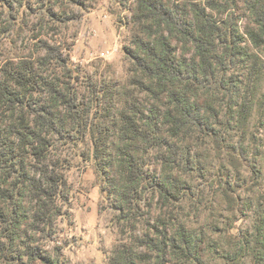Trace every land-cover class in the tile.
Here are the masks:
<instances>
[{"label":"trees","instance_id":"obj_1","mask_svg":"<svg viewBox=\"0 0 264 264\" xmlns=\"http://www.w3.org/2000/svg\"><path fill=\"white\" fill-rule=\"evenodd\" d=\"M243 11L252 21L245 34L255 51L242 43ZM131 22L126 51L134 66L132 86L147 99L132 102L130 111L118 116L117 89L107 84L89 82L98 104L106 93L111 96L101 115L91 101L80 103L73 68L56 45L42 42L47 55L39 63L58 68V75H44L31 59L17 67L5 65L0 78V113L6 117L0 123V261L17 256L34 264H58L36 244L51 238L68 188L64 171L50 159L54 134L67 129L81 137L91 133L99 170L121 217L131 223L148 190L143 152L162 153L160 159L169 166V172L150 181L163 200L186 193V180L175 169L186 174L203 167L198 148L204 137H212L218 150L226 149L224 125L233 123L240 132L230 145L233 151L225 152L245 156L249 117L264 88V0H134ZM239 66L245 68L243 76L235 74ZM225 106L226 124L220 119ZM223 193L235 200L228 188ZM257 215L255 233L240 237L224 257L239 260L251 254L254 264H264V203L257 204ZM167 218L161 217L156 235L132 236L118 245L110 264L203 263L204 236L174 228Z\"/></svg>","mask_w":264,"mask_h":264},{"label":"rangeland","instance_id":"obj_2","mask_svg":"<svg viewBox=\"0 0 264 264\" xmlns=\"http://www.w3.org/2000/svg\"><path fill=\"white\" fill-rule=\"evenodd\" d=\"M133 11L134 0H0V78L8 62L17 67L24 59L33 60L44 75L52 77L59 73L58 68L39 63L47 55L41 48L46 41L60 47L68 58L79 101L82 104L91 101L94 112L100 109L101 115L102 107L111 96L106 93L107 99L104 97L98 104L89 82L117 89L113 99L117 103L116 116L130 111L132 102L146 103V94L132 86L134 66L126 51L132 39ZM221 17L224 19L225 15ZM250 24L251 19L243 11L239 22L241 34L245 36L242 43L255 51L245 34ZM244 73L245 68L239 66L235 74L243 76ZM263 92L264 88L258 93L249 117L245 156L225 152L233 151L230 145L238 142L240 132L233 123L226 124V106L222 107L220 119L227 126H223V131L228 150H218L212 137H204L198 148L203 167L186 174L182 169H175L186 180L185 194L163 200L150 181L169 172V166L160 159L162 153L143 152L142 163L149 176L144 182L148 190L139 205L140 215L132 223L121 217L107 178L99 170L91 133L81 137L75 129H67L62 134H54L50 159L64 171L68 188L61 201L63 215L59 216L51 238H41L36 244L58 260V264H110L118 245L129 243L132 236L156 235V229L162 227L161 217H168L174 228L186 227L204 236L201 264H254L251 254L239 260L224 255L239 243L240 237L255 233L257 204L264 203ZM5 119L0 113L1 125ZM246 155L254 161L252 164ZM257 171L259 177H256ZM224 188L233 193L235 200L224 196ZM0 264L34 263L27 257L11 256L8 260L2 259Z\"/></svg>","mask_w":264,"mask_h":264}]
</instances>
